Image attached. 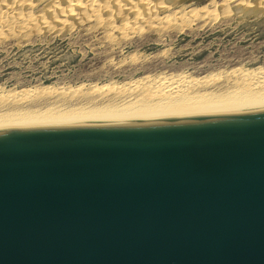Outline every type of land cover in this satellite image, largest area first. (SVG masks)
Returning <instances> with one entry per match:
<instances>
[{"label":"water","instance_id":"obj_1","mask_svg":"<svg viewBox=\"0 0 264 264\" xmlns=\"http://www.w3.org/2000/svg\"><path fill=\"white\" fill-rule=\"evenodd\" d=\"M0 264H264V102L0 126Z\"/></svg>","mask_w":264,"mask_h":264},{"label":"rangeland","instance_id":"obj_2","mask_svg":"<svg viewBox=\"0 0 264 264\" xmlns=\"http://www.w3.org/2000/svg\"><path fill=\"white\" fill-rule=\"evenodd\" d=\"M16 1L1 0L0 9L6 10ZM19 1L33 5L18 6L16 11L20 10L25 21L7 23L0 31L1 95L48 89L69 97L91 94L94 87L110 83L118 88L128 83L141 85L138 81L143 77L159 74L196 79L246 70L264 73V0H237L241 6L228 8L221 18L216 17L221 11L217 6L224 0H159L160 8L179 5L181 14L190 15H197L206 5L215 6L211 17L217 19L206 17L185 28L162 20L159 28L135 24L137 29L132 24L127 31L121 26L122 16H113L115 27L107 23L109 12H103L100 19H76L71 0ZM53 2L59 5L57 14L49 11ZM109 2L110 11L116 13ZM250 13L257 15L245 16ZM24 15L33 17L35 23ZM121 15L133 19L135 13Z\"/></svg>","mask_w":264,"mask_h":264},{"label":"bare ground","instance_id":"obj_3","mask_svg":"<svg viewBox=\"0 0 264 264\" xmlns=\"http://www.w3.org/2000/svg\"><path fill=\"white\" fill-rule=\"evenodd\" d=\"M109 1L113 2L116 13L112 10V12L110 11L108 6ZM133 2L131 0H100V2L98 0H71L72 6H75L73 10H77L75 12L76 14L73 12L76 15L75 18L77 16H86L87 20H91V18L100 19L103 12H109L107 16L108 20L106 21L115 27L113 19L115 17L114 15L117 14V16L123 17V24L121 26H124L126 31L132 24L134 25L133 28L137 25H139L137 27L141 26V28L142 26L159 28L164 20L176 27L185 28L191 23L206 17L216 20L218 17L221 18L228 8L230 10L233 6H241L237 0H224L217 6L220 7L221 11L216 16L217 18H215L211 17V12L215 11V6L210 5L201 8L199 13L196 12L198 13L197 15H190V13L181 14L179 5L173 8L174 5L170 7L165 4L166 6L160 8L157 6L159 0H134ZM31 5L33 4L27 5L24 1L20 2L18 0L6 10L0 9V31L5 30L8 26L7 23L13 22L19 24L25 21L23 16L21 17L18 13L20 10L17 12L16 8L18 6L29 7ZM53 6L50 7L49 11L53 9L54 13V11L59 10L58 3ZM139 8L142 10L139 11ZM71 10L70 13L72 12ZM123 12L125 14L127 12L128 14L129 12L131 14L135 13V16L133 19H129L121 15ZM70 13L69 15L72 16ZM159 15L162 16L160 17ZM24 16L26 18L29 15ZM32 18L26 19H29L32 24L35 21ZM135 24L137 25L135 26ZM138 82H141V85H135L134 83L135 86H131L133 83H128L121 84L122 86L120 85L121 87L119 88L115 84H105L101 87H94L91 94L82 92L75 95L74 92H71L75 96L71 95L69 97L64 96V92L63 94H61L62 92L58 94L54 90L48 89H41L34 93L30 91L6 92L2 95L0 94V126L181 110H199L264 102V73H258L257 71L246 70L230 76H205L196 79H190L188 76L181 74H159L143 77ZM81 89L83 88L81 87ZM77 90L78 88L75 91L76 93ZM92 94L96 95L90 97Z\"/></svg>","mask_w":264,"mask_h":264}]
</instances>
